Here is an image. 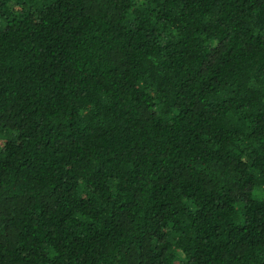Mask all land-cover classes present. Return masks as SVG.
<instances>
[{
    "label": "trees",
    "instance_id": "1",
    "mask_svg": "<svg viewBox=\"0 0 264 264\" xmlns=\"http://www.w3.org/2000/svg\"><path fill=\"white\" fill-rule=\"evenodd\" d=\"M0 264H264V0H0Z\"/></svg>",
    "mask_w": 264,
    "mask_h": 264
}]
</instances>
